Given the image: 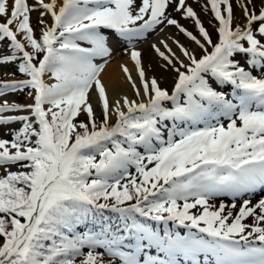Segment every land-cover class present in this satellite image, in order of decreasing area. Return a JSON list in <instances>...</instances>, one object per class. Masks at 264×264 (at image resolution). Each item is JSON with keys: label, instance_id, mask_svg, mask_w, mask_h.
Instances as JSON below:
<instances>
[{"label": "snow or ice", "instance_id": "6c2138e0", "mask_svg": "<svg viewBox=\"0 0 264 264\" xmlns=\"http://www.w3.org/2000/svg\"><path fill=\"white\" fill-rule=\"evenodd\" d=\"M235 4L243 24L235 23L233 0H207L205 11L210 7L218 23L213 43L186 0H140L138 6L136 0H0V42L9 41L12 53L0 64L19 60L18 71L28 77L0 82V96L34 90V104L0 105V125L22 124L10 141L0 139V264H264V198L252 206L249 199L264 193V78L233 59L245 56L249 68L264 73V4L258 13L253 0ZM34 11L42 25L45 14L52 20L39 38L30 26ZM173 12L190 18L204 43ZM169 26L205 52L198 59L168 37L185 63L166 39L158 42L163 51L152 45L161 67L176 73L171 93L147 79L133 43ZM102 30L132 49L146 102L124 97L122 105H110L99 79L103 64L93 62L112 55ZM48 74L55 83L45 81ZM207 75L232 85V99ZM93 86L99 122L89 102ZM28 110L31 115H3ZM81 112L88 123H73ZM17 165L23 170L11 171ZM217 197L232 203L214 208L209 201ZM106 209L116 220L103 216ZM249 217L252 224L244 223ZM90 218L98 230L78 233Z\"/></svg>", "mask_w": 264, "mask_h": 264}, {"label": "rangeland", "instance_id": "374dc122", "mask_svg": "<svg viewBox=\"0 0 264 264\" xmlns=\"http://www.w3.org/2000/svg\"><path fill=\"white\" fill-rule=\"evenodd\" d=\"M28 2L30 4H33L35 2V0H28ZM45 2H48V0H45ZM57 2L59 5L60 0H57ZM253 2L255 5V9L258 13L259 8L264 3V0H253ZM139 3H140V0H136L137 6L139 5ZM186 3L188 6L192 7L193 10L197 13V16L201 20L203 27L209 32L211 38L213 39L215 37V35H217L215 41L212 40L213 43L217 42L218 34L216 31V27L218 26V23L214 19L213 15L210 11V7L207 11H205V6L207 4V0H186ZM40 11H42V10H40ZM40 11H34L30 14V26L33 28L34 35L36 38H38V36H40L42 28H44L45 26L50 27L52 24L51 17H50V15H47V14H45L42 17L44 24L42 25L39 22L41 19ZM169 11H171V9H169ZM233 11H234V15L237 17L235 23L243 24L244 19L241 15L240 9L235 4V0H233ZM172 15H173V18L177 19L180 24H182L186 29H188V31L192 32V34L194 36H196L197 39H200L201 42L204 43L202 37H200L199 32L197 31V29L194 26V22L190 18L189 19H183L181 17L180 13H175V12H173ZM106 36L108 37V45L112 51V55L110 57H107V58H102V60L97 58L93 61L96 64H103V70L101 71L99 76L104 74L106 67L109 66L110 64L114 63V62L119 63L122 60H124L126 62L129 60L131 61L130 52L132 49L127 46L126 42L119 40L115 35H106ZM168 37L175 38L181 44H183L186 48L193 50L194 54L196 55V57L198 59L201 56H203L205 54V52L203 49L199 48L193 41L189 40L183 34L179 33L178 30L174 26H169L163 32L156 30L152 33H149L145 39L133 42L135 45V50H137L141 53L142 66H143V69L145 71L147 79H149V80L152 78L157 79V81L160 84V87L167 89L169 91V93H171V90H172L174 83H175L176 73L173 70H171V68H168L167 70H165L164 68L161 67V65L164 63V61H162L160 59V57L157 56L154 49L152 48V45L157 44L158 46H160L158 42L161 39H166L169 46L176 53V55L179 56L181 60H184L185 63H188V61L179 52V49L176 47V45L172 43V40L167 39ZM18 39H19V37H18ZM259 39H260V37H259ZM9 43L10 42L7 40H4L2 43H0V58L11 55V53L8 52ZM78 43H80V45L88 46V44L85 42H78ZM160 47H161V50L163 51L164 50L163 47L162 46H160ZM206 47H207L208 52L210 53L212 50L211 47L207 46V45H206ZM26 50L30 51V49H26ZM105 60L107 61L106 63H105ZM13 65L14 64H10V63L0 64V82L21 81L20 79H17L15 77H13L12 74H10V68ZM131 65H133V63H131ZM242 65L245 68V70L251 71L253 75L257 76V78H264V73L259 71L258 68L256 69V71H257L256 72L255 70L249 68L247 63H242ZM124 67H126V66L122 67V69H121L122 71H123ZM126 68L129 69V72L131 73V77H133V75H132L133 71L136 70L135 64H134V67H131V68L126 67ZM132 68H135V69H132ZM45 78H46L47 83H50V84L55 83V80L53 78H50V74L46 75ZM132 80L136 83L137 88L141 91V96L140 97L136 96V90L133 89L132 84L129 82V79L126 78V82L130 87L129 96H131L132 100H135L137 103L146 102L147 98L144 97L142 94L143 89H142V85L140 83V79H139L137 71H136V76H134V79L132 78ZM168 81H169V84H168ZM212 87L217 91L223 92L225 94L226 98H228V99H231L230 97H232L233 92H234V88L230 84H223V85L217 84L216 86H212ZM29 90H31V89L25 88L23 95H22V93H19V91H15V92H9L4 96H0V105H2L5 101H7L9 104H17V105H21V106L33 104L34 103V90H31L32 95L27 94V92ZM95 92H96V90L94 89V86H93V88L90 90V93H89V102L91 103V105L93 107V110L95 113V119H97V118L103 117V116H102L101 104H99V102H98V104H99V106H98L95 102L93 103V101L96 100V97L99 100V95L97 92L96 93ZM106 95L108 98V92H106ZM165 105L167 107L172 106L170 101L165 102ZM47 107L48 106L45 105V108H47ZM123 110L126 111V109H123ZM3 115L4 116H19V115H31V113H30V110H28V111L6 112ZM114 117H115V115H114ZM86 118H88L87 114L84 112H81L73 120V123H76V124L81 123ZM33 119H34V117H33ZM115 119L114 118L111 119V116H110L109 124L110 125L114 124ZM20 124H21V122H15V123H12L9 125H0V139L10 141L12 139V132L17 131ZM224 124L226 126L227 121H224ZM202 126L203 125H199L198 127H202ZM77 130H79V129H77ZM165 136L167 139L166 134L163 136V138H165ZM137 150L139 152L142 151L144 154V150L142 147H138ZM98 160H99V158L97 159V161ZM145 163H147V162L145 161ZM18 170H23V169H20L18 165L13 166L11 168V171H18ZM128 170L133 175L136 174L135 168L133 166H129ZM3 174H4L3 170H0V175H3ZM261 198H264V193H262V192H258L255 195L249 197V199L251 200L250 206L255 205L258 202V200ZM221 202H223L226 205H230L232 203V201L228 197H217V198L211 199L209 201V204L212 205L214 208H216V207H219V204ZM180 203H182V202H180ZM239 207H240V201L237 200L236 201V208L231 209V211L233 212V215H235L239 211ZM199 210L200 209L198 206V208L193 209L192 212L196 213ZM243 222L246 224H252L253 218L249 217ZM170 223L172 224V222H169V224ZM84 251H87V249H85Z\"/></svg>", "mask_w": 264, "mask_h": 264}, {"label": "bare ground", "instance_id": "6f19581e", "mask_svg": "<svg viewBox=\"0 0 264 264\" xmlns=\"http://www.w3.org/2000/svg\"><path fill=\"white\" fill-rule=\"evenodd\" d=\"M61 2H62V0H60L59 4ZM130 58H131V56H130ZM98 59L102 60V58H98ZM131 63H133V65H131ZM123 66L129 67V68L134 67V62L132 60L131 61L129 60L127 62L122 60L119 63L114 62V63H112L106 67L104 74L99 76V79L102 82L101 84L103 85L105 91L108 92V101H109L110 105L113 107L115 106V103L117 101H120L121 105H122L124 97H127L130 101H132V97L129 96L130 87L126 82V78H128V75H126L125 72L121 70ZM132 69H135V68H132ZM129 74L131 75L130 72H129ZM132 75H133L132 78L134 79V76H136V70L133 71ZM44 79L46 81L45 77H44ZM169 81H168V84H169ZM94 89H95V87H94ZM94 102L98 106H99V104H101L100 101L97 99V97H96V100L93 101V103ZM98 102H99V104H98ZM101 109H102V106H101ZM114 115H115L114 113L111 114V119L116 118V117H114Z\"/></svg>", "mask_w": 264, "mask_h": 264}, {"label": "trees", "instance_id": "16d2710c", "mask_svg": "<svg viewBox=\"0 0 264 264\" xmlns=\"http://www.w3.org/2000/svg\"><path fill=\"white\" fill-rule=\"evenodd\" d=\"M39 38V37H38ZM236 57L235 58H237V55H235ZM243 58H241L240 57V55L238 56V59L237 60H242ZM19 60H17V61H14L13 63H15L14 65H13V67L11 68V74L13 75V76H15V77H19V78H25V77H27V76H25V75H23V74H21L19 71H18V64H19ZM208 80L209 81H212V77H208ZM22 95H23V93H22ZM102 119H97V121L99 122V121H101ZM82 123H85V124H87L88 123V120L86 119V120H83L82 121ZM21 126H22V124H21ZM20 126V127H21ZM78 131H80V130H78ZM116 139H118V140H121L122 141V139L123 138H121V137H117ZM122 145H126V144H122ZM109 147H111V144H109L108 145ZM97 157H99V156H97ZM101 203L103 202V200H101L100 201ZM112 201L111 200H109V203H111ZM103 216L104 217H108V218H111L112 220H116V216H117V214H115V213H112L111 211H109V210H103ZM139 218V217H138ZM22 219V218H21ZM22 222H23V220H22ZM79 229V233L81 232H85V231H89V230H91V231H96V230H98L97 229V224L96 223H94L93 221H92V219L90 218L89 220H88V222L86 223V224H82L81 225V227H79L78 228Z\"/></svg>", "mask_w": 264, "mask_h": 264}]
</instances>
